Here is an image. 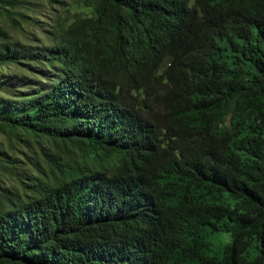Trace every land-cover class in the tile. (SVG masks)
<instances>
[{
	"label": "trees",
	"instance_id": "1",
	"mask_svg": "<svg viewBox=\"0 0 264 264\" xmlns=\"http://www.w3.org/2000/svg\"><path fill=\"white\" fill-rule=\"evenodd\" d=\"M74 6L48 44L0 27V134L47 166L0 144V264H264V0Z\"/></svg>",
	"mask_w": 264,
	"mask_h": 264
},
{
	"label": "rangeland",
	"instance_id": "2",
	"mask_svg": "<svg viewBox=\"0 0 264 264\" xmlns=\"http://www.w3.org/2000/svg\"><path fill=\"white\" fill-rule=\"evenodd\" d=\"M77 0H22V5L15 9L22 13V19L18 24H12L10 20H6V13L0 9V27L5 29L13 39H17L23 43L38 46L48 44L51 42V31L55 28V23L59 15L69 10V17L75 15H87L84 8H80L75 5ZM14 73L19 76L22 74L20 68L16 66H10L7 69V74ZM161 75L163 78L169 76L168 64H164L161 69ZM0 95H5L0 93ZM0 144L3 150H6L8 162L13 168L22 169V176L35 175L39 170H45V161L41 160L40 153L42 152L41 146L34 142H24L22 140L13 139L11 142L6 136L0 134ZM44 147L46 145L44 144ZM70 156V155H69ZM76 160V155H72ZM42 162V163H41ZM104 166L106 164L104 163ZM17 171V169H13ZM4 184L11 186L12 183L5 179ZM226 201L232 203L231 200L226 198ZM231 241L230 234L228 233H214L208 237L209 242V254H217L219 250L229 244ZM250 257L255 255L253 248L249 249Z\"/></svg>",
	"mask_w": 264,
	"mask_h": 264
}]
</instances>
